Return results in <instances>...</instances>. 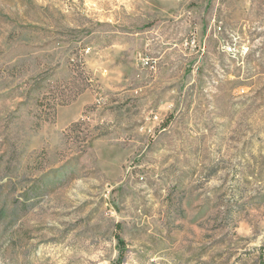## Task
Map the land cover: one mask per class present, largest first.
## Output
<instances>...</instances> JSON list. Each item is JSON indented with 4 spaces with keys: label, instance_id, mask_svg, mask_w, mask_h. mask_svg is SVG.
<instances>
[{
    "label": "rangeland",
    "instance_id": "rangeland-1",
    "mask_svg": "<svg viewBox=\"0 0 264 264\" xmlns=\"http://www.w3.org/2000/svg\"><path fill=\"white\" fill-rule=\"evenodd\" d=\"M0 264H264V0H0Z\"/></svg>",
    "mask_w": 264,
    "mask_h": 264
}]
</instances>
